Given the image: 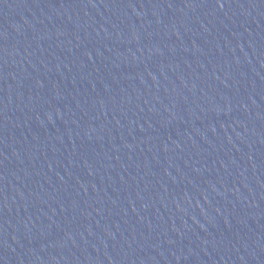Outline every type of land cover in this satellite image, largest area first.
Masks as SVG:
<instances>
[{
  "label": "water",
  "instance_id": "water-1",
  "mask_svg": "<svg viewBox=\"0 0 264 264\" xmlns=\"http://www.w3.org/2000/svg\"><path fill=\"white\" fill-rule=\"evenodd\" d=\"M0 264H264V0H0Z\"/></svg>",
  "mask_w": 264,
  "mask_h": 264
}]
</instances>
